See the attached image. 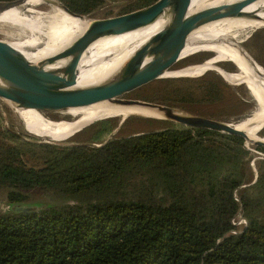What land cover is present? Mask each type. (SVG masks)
I'll return each instance as SVG.
<instances>
[{
	"label": "trees",
	"instance_id": "16d2710c",
	"mask_svg": "<svg viewBox=\"0 0 264 264\" xmlns=\"http://www.w3.org/2000/svg\"><path fill=\"white\" fill-rule=\"evenodd\" d=\"M61 1L85 14L106 0ZM161 82L144 97L186 108L231 87L219 74ZM2 118L0 264H264V156L241 135L167 119L116 136L106 117L85 140L52 142Z\"/></svg>",
	"mask_w": 264,
	"mask_h": 264
},
{
	"label": "bare ground",
	"instance_id": "6f19581e",
	"mask_svg": "<svg viewBox=\"0 0 264 264\" xmlns=\"http://www.w3.org/2000/svg\"><path fill=\"white\" fill-rule=\"evenodd\" d=\"M224 1L230 2L235 0H190L188 13H193L207 6ZM45 6L48 9L44 8ZM244 10L253 11L255 15L220 17L203 22L190 31L182 50V58L203 50L212 52L211 56L207 57L203 62L215 55L213 59L205 64H200L198 67L192 68L190 66L191 68H189L182 66L179 68H170L167 71L185 67L180 70L165 71L163 75L186 76L189 72H200L201 70L204 71L214 68L226 76L227 72L216 65V61L223 59L231 60L239 68L241 72L240 77L250 79L257 88L263 109L256 112L253 120L254 122H260L264 120V68L241 45L242 41L239 39H243V35L248 31H255L264 26V0H254L246 5ZM168 19L169 15L163 14L144 26L122 33L103 35L96 38L90 43L85 52L82 51L84 53H82L78 64L77 85L83 86L97 83L112 74L132 54L139 44L159 30ZM88 21L89 19L86 16L73 15L67 12L60 4L51 0H21L0 10V22L10 23L20 30V36L15 39L16 42L0 39V50L10 61L27 57L33 62H44V59L48 55L61 49L79 35L87 26ZM23 33H26V35L21 36ZM66 60L67 58H62L47 66L60 69ZM82 72H98V76L81 80L79 79V75ZM6 102L11 106L24 127H27L40 137L56 141L72 136L84 127L101 119V117L119 116L122 118L131 114H143L164 118V113L153 107L137 104H122L105 99L57 111L72 113L81 109V107L100 104L79 120L68 124L47 119L43 111L39 109L18 106L9 100H6ZM27 109L41 122H38L40 125L28 116ZM233 123L236 127L244 130L248 139L264 140V137L256 135V132H252L253 125L243 126L235 122ZM45 125L51 127V130L58 133L46 130L43 127ZM263 126L264 123H262L258 131ZM60 130L63 132H60ZM247 143H250V141H247Z\"/></svg>",
	"mask_w": 264,
	"mask_h": 264
},
{
	"label": "water",
	"instance_id": "95a60500",
	"mask_svg": "<svg viewBox=\"0 0 264 264\" xmlns=\"http://www.w3.org/2000/svg\"><path fill=\"white\" fill-rule=\"evenodd\" d=\"M18 1L21 0H0V10ZM51 1L60 4L73 15L86 16L89 19L87 26L67 45L48 55L44 62H33L27 57L10 61L0 50L1 99L44 112H57L105 99L122 104L149 106L162 111L163 119L238 134L244 138L245 143L250 141L255 146L264 145L262 139H248L244 130L236 127L232 121L185 112L162 102L125 96L137 87L156 78L165 77L164 72L182 58L187 37L196 26L220 17L253 16L255 12L244 10V7L254 0L224 1L193 13H188L190 0H155L143 7L101 18H90L89 14L93 10L81 14L71 10L61 0ZM163 14L169 15L168 21L139 44L117 70L97 83L77 85L79 61L92 41L103 35L122 33L144 26ZM210 53L212 54L211 51ZM62 58L67 60L60 69L47 66ZM221 77L224 78L222 75ZM124 119L125 117H122L120 123ZM23 136L29 139L26 135Z\"/></svg>",
	"mask_w": 264,
	"mask_h": 264
},
{
	"label": "rangeland",
	"instance_id": "374dc122",
	"mask_svg": "<svg viewBox=\"0 0 264 264\" xmlns=\"http://www.w3.org/2000/svg\"><path fill=\"white\" fill-rule=\"evenodd\" d=\"M132 1L133 0H106L103 5L94 9L89 14V17L90 18H101V17H107V16L120 14L122 13V11H124L125 6L130 4ZM44 8L48 9L47 6H45ZM262 27L256 29L255 31L254 30L248 31L246 34L243 35L242 37L243 39H239V40L242 41L241 45L264 68V26ZM19 31L20 30L16 26L10 23L0 22V39L7 40L10 42H16L15 39L20 36ZM24 35H26V33H23V35L21 36H24ZM197 52L198 53L195 52V54L192 53L186 57L179 59L171 68H179L182 66H186L189 68L198 67L200 64H205L215 57L214 55L212 58L203 62V60H205L207 57H209V55H211L210 51L200 50ZM193 65H196V66H193ZM216 65L223 68L227 72L226 76H224V74H221L218 70L214 68L204 70V71L201 70L200 72H193V73L189 72V74H187L186 76L207 75V74L212 75V74L220 73L223 77L226 78V80L229 81L228 84L231 85V87H228L227 89H225L224 97L222 100L216 103H212V104L188 105L187 108L182 107V106H174V105L172 106L175 108L181 109L182 111H185V112L209 116V117H213V118L224 120V121H232L238 125H243V126L253 125L252 132L254 133L256 132L255 133L256 135L264 137V126L258 131L262 123H264V120L260 122H254L253 120L256 112L263 109V105L261 104L259 100V94L257 92L256 86L252 83L250 79L248 80L246 78L240 77L241 72L239 68L231 60L223 59L221 61H216ZM183 68H180V69H183ZM180 69H174V70H180ZM174 70H170V71H174ZM170 71H167V72H170ZM95 76H98V72H82L79 75V79H91ZM167 77H172V76L156 78L140 87H137L136 89L130 92H127L125 96L146 99L144 96L156 90L158 86L162 84L161 79L167 78ZM98 105L100 104H94L88 107H81V109L76 110L75 112H72V113L70 112H44L43 111V114L47 119H50L56 122L70 124L82 118L86 113H88L89 111H92V109L96 108ZM26 111L28 113V116L32 120H34L37 123L40 122L30 110L27 109ZM0 112L3 116L2 118L3 125L13 128L18 133L27 132L28 135L30 133L35 134L30 129L23 126V124L18 119L16 113L13 111L11 106L5 100L1 98H0ZM120 120H121V117L119 116L112 118V121L115 124V128L113 129V135H116V136L127 135L130 133L154 129V128L161 126L164 123L163 120H167V119H162V118H158V117H154L150 115H143V114H131L125 117V119L121 123H120ZM92 124L84 127L83 129L76 132L70 137L61 139L60 141L52 140L49 138H43V137L38 136L37 134H35L37 136L32 135V134H30V136H35L41 140H50L53 142H64L66 140H75V141L85 140L89 136V133L92 129L91 128ZM45 126L43 127L46 130L53 132V133H58L56 131L51 130L52 129L51 127L47 125ZM256 127H258V129L254 131ZM60 132H63V131L60 130ZM246 144L249 147L254 146L251 143H246ZM248 170H249L248 178L250 179L255 174V163L250 162ZM31 195H32L31 200L45 201L47 198L46 195H44L41 192H33ZM240 217H241L240 215L236 216L235 220L238 221ZM239 225L241 226L243 225V223H240Z\"/></svg>",
	"mask_w": 264,
	"mask_h": 264
},
{
	"label": "built area",
	"instance_id": "2783aa9c",
	"mask_svg": "<svg viewBox=\"0 0 264 264\" xmlns=\"http://www.w3.org/2000/svg\"><path fill=\"white\" fill-rule=\"evenodd\" d=\"M251 148L253 149V147H251ZM253 150L256 151V152L258 153V155H257L258 157L264 156L263 152L258 151V150L255 149V148H254ZM251 163H254V160H251ZM233 222L239 225L240 223H245V219H244L243 217H240V218L238 219V221H237V220H235V218H234Z\"/></svg>",
	"mask_w": 264,
	"mask_h": 264
}]
</instances>
